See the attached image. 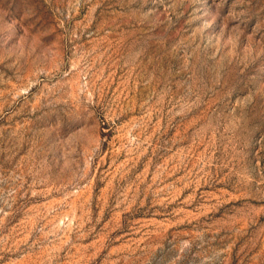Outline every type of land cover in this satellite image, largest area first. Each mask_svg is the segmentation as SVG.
<instances>
[{"label": "rangeland", "instance_id": "obj_1", "mask_svg": "<svg viewBox=\"0 0 264 264\" xmlns=\"http://www.w3.org/2000/svg\"><path fill=\"white\" fill-rule=\"evenodd\" d=\"M0 264H264V0H0Z\"/></svg>", "mask_w": 264, "mask_h": 264}]
</instances>
